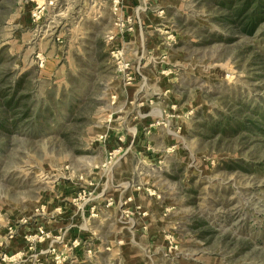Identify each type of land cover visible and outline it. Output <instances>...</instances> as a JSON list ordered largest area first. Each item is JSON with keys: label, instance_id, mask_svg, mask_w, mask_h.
I'll return each mask as SVG.
<instances>
[{"label": "rangeland", "instance_id": "1", "mask_svg": "<svg viewBox=\"0 0 264 264\" xmlns=\"http://www.w3.org/2000/svg\"><path fill=\"white\" fill-rule=\"evenodd\" d=\"M0 264H264V0H0Z\"/></svg>", "mask_w": 264, "mask_h": 264}, {"label": "crops", "instance_id": "2", "mask_svg": "<svg viewBox=\"0 0 264 264\" xmlns=\"http://www.w3.org/2000/svg\"><path fill=\"white\" fill-rule=\"evenodd\" d=\"M61 208H62V207H61ZM62 214H63V213H62ZM65 221H66V220H64V222H61V223H60V222H57V223H56V227H57V228L61 227V224L65 223ZM56 227H55V228H56ZM65 227H66V226H65ZM61 229H62V228H61ZM66 230H67V227L64 229V231H66Z\"/></svg>", "mask_w": 264, "mask_h": 264}, {"label": "trees", "instance_id": "3", "mask_svg": "<svg viewBox=\"0 0 264 264\" xmlns=\"http://www.w3.org/2000/svg\"><path fill=\"white\" fill-rule=\"evenodd\" d=\"M256 27H257V23L252 25V27L248 33L251 34L256 29Z\"/></svg>", "mask_w": 264, "mask_h": 264}]
</instances>
